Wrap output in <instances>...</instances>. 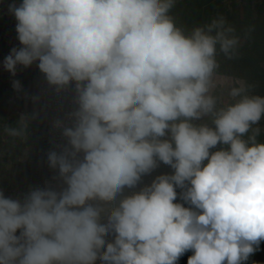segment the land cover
Masks as SVG:
<instances>
[{"label":"clouds","instance_id":"9594fccd","mask_svg":"<svg viewBox=\"0 0 264 264\" xmlns=\"http://www.w3.org/2000/svg\"><path fill=\"white\" fill-rule=\"evenodd\" d=\"M174 5L8 6L21 47L4 70L16 77L36 64L43 95L71 106L61 99L51 125L63 141L47 153L57 186L33 185L21 198L0 190V264H178L188 251L187 264H248L259 250L264 96L237 80L218 106L217 56L234 58L241 37L223 15L186 31ZM12 88L34 107L4 131L26 142L46 106L18 79ZM161 164L172 173L136 190Z\"/></svg>","mask_w":264,"mask_h":264},{"label":"rangeland","instance_id":"374dc122","mask_svg":"<svg viewBox=\"0 0 264 264\" xmlns=\"http://www.w3.org/2000/svg\"><path fill=\"white\" fill-rule=\"evenodd\" d=\"M187 1L190 2V0ZM196 1L200 4L201 2L207 3L206 7L209 5L213 11L220 10L221 15L226 17L229 23H231V19H235V13L238 16L242 5V0ZM22 2L23 0H0V190H3L6 197L11 198H21L22 194L26 193L33 185L41 188L47 185L57 186V182L53 180L57 173L49 167L47 153L50 150H56V144L63 141L59 132H54L51 125L53 120L62 114L58 111L61 99L64 101V111L69 110L71 106L70 98L67 96L57 98L51 93L48 96L43 95L42 90L46 85L36 64L27 69H18L16 77H12L3 68V60L10 50L13 47H21L17 39V21L14 15L9 13L8 6L12 3L18 6ZM232 6L237 8V12L232 10ZM243 44L244 42L241 40L240 46ZM13 79H18L21 82L25 93L41 95V103L46 106L43 109V118L31 124L29 138L26 142L20 138L10 137L4 131V125L15 127L19 115L22 112L32 111L34 107L30 101L23 98L24 93L17 94L14 91L12 88ZM216 79L219 83L213 94L217 98L218 106H223L231 102L228 95L229 86L242 79L218 71H216ZM35 107L40 108L41 105ZM259 127L262 133L261 141L264 142V124H259ZM26 149L29 150L27 155H25ZM162 166L163 164L150 177L149 175L145 176L136 190L151 183L157 175L163 174Z\"/></svg>","mask_w":264,"mask_h":264},{"label":"trees","instance_id":"16d2710c","mask_svg":"<svg viewBox=\"0 0 264 264\" xmlns=\"http://www.w3.org/2000/svg\"><path fill=\"white\" fill-rule=\"evenodd\" d=\"M258 1L242 0L238 16L235 13V19H231L230 24L236 29V34L241 37L244 44L239 47L238 54L232 59L218 54L219 67L216 71L244 80L253 86V94L264 96V0ZM206 4L204 2L200 4L196 0H190V2L187 0L176 2L175 0L170 14L178 26L190 31L193 27L207 24L213 18L221 15L220 10L213 11L209 5L206 7ZM232 8L237 12L235 6ZM261 122L264 124V119ZM261 138L262 133L258 140L263 142ZM162 168L163 174H171L173 171L166 165H163ZM177 202L181 201L178 199ZM192 254L191 251L186 252L179 259L178 264H187L188 258ZM252 261L264 262V242L259 245V250L250 257L248 264H251Z\"/></svg>","mask_w":264,"mask_h":264}]
</instances>
